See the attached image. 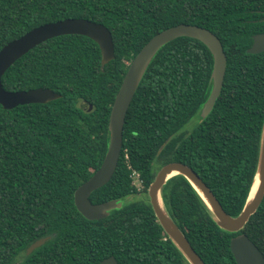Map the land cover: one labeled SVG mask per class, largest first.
<instances>
[{"label":"trees","instance_id":"obj_1","mask_svg":"<svg viewBox=\"0 0 264 264\" xmlns=\"http://www.w3.org/2000/svg\"><path fill=\"white\" fill-rule=\"evenodd\" d=\"M105 26L113 58L100 64L97 44L79 34L33 46L1 75L6 90L49 88L45 103L0 106V264H187L137 193L159 165L180 161L194 170L229 215L237 214L255 172L264 116V51L245 48L264 32V0H0V47L29 29L63 18ZM210 30L226 64L209 113L194 122L210 87L211 54L198 40L176 37L148 63L127 107L121 148L109 180L92 203L115 198L119 208L87 220L72 200L75 187L99 166L107 118L123 73L154 33L177 23ZM124 153L126 158H124ZM162 203L204 264H234L229 237L180 174L166 179ZM264 260V194L240 230ZM47 237L29 253L35 239ZM164 238V239H163Z\"/></svg>","mask_w":264,"mask_h":264},{"label":"water","instance_id":"obj_2","mask_svg":"<svg viewBox=\"0 0 264 264\" xmlns=\"http://www.w3.org/2000/svg\"><path fill=\"white\" fill-rule=\"evenodd\" d=\"M63 34H79L94 41L99 49L101 65L113 58V43L110 32L105 26L84 18H63L37 25L2 45L0 47V77L17 58L33 46L45 39ZM180 36L198 40L211 54L210 87L205 100L193 118L201 119L211 110L220 92L226 64L225 54L219 39L210 30L202 26L182 22L168 26L150 36L129 61L113 96L107 118V144L102 160L92 174L78 184L72 192L73 205L85 219L104 218L110 210L121 206L122 201L115 198L92 203L88 196L93 190L109 180L116 167L121 148L124 116L148 63L162 45ZM261 51H264V32H257L251 35V42L245 48V52L254 54ZM59 96L58 93L44 87L6 90L0 82V106L3 109H10L18 104L45 103ZM174 174H180L187 180L220 229L227 232L238 231L249 215L255 211L264 194V116L261 122L255 172L244 203L237 214L229 215L226 213L194 170L180 161L163 163L147 185L148 203L165 236L188 264H204L162 203L160 189L166 179ZM255 179L254 190L250 193ZM46 239L47 237H41L33 240L25 248V253L31 252ZM228 247L235 264H264L258 249L243 233L231 237ZM99 264L118 263L112 255H109L99 260Z\"/></svg>","mask_w":264,"mask_h":264},{"label":"rangeland","instance_id":"obj_3","mask_svg":"<svg viewBox=\"0 0 264 264\" xmlns=\"http://www.w3.org/2000/svg\"><path fill=\"white\" fill-rule=\"evenodd\" d=\"M195 121H197V119H196V118H193L192 120H190V121L187 122V124L185 125V128H184L185 133H187V132L191 129V127H192V125L194 124ZM161 165H162V164H161ZM161 165H159V162H158V161H152V164H151V166H152V168L155 170V172H156V170L159 168V166H161ZM136 187H137V186H136ZM139 199H142V200H146V201H148V200H147V194H146V191L144 192L143 189H142V187H140V188L137 190V193L128 196V197L125 199V201H126V200H127V201H131V200H139Z\"/></svg>","mask_w":264,"mask_h":264},{"label":"built area","instance_id":"obj_4","mask_svg":"<svg viewBox=\"0 0 264 264\" xmlns=\"http://www.w3.org/2000/svg\"><path fill=\"white\" fill-rule=\"evenodd\" d=\"M124 158H126V154L124 153ZM130 177L132 179L133 185L138 190L141 187V179L139 178L138 173L135 170H131Z\"/></svg>","mask_w":264,"mask_h":264},{"label":"flooded vegetation","instance_id":"obj_5","mask_svg":"<svg viewBox=\"0 0 264 264\" xmlns=\"http://www.w3.org/2000/svg\"><path fill=\"white\" fill-rule=\"evenodd\" d=\"M250 216V215H249ZM105 218V217H104ZM98 220V219H97ZM92 221H94V220H92ZM247 221V220H246ZM246 223V222H245ZM244 223V224H245ZM244 226V225H243ZM242 226V227H243ZM218 227V226H217ZM241 229H239L238 231H236V232H229V233H234L232 236H230L229 237V239L231 238V237H234V236H236V235H238V234H240V233H242L241 231H240ZM227 232V231H226ZM244 234V233H243ZM245 235V234H244ZM247 237V236H246ZM164 239V238H163ZM228 243H229V240H228ZM255 246V245H254ZM256 247V246H255ZM228 249H229V247H228ZM230 251V250H229ZM259 251V250H258ZM195 252V251H194ZM260 252V251H259ZM196 253V252H195ZM231 253V252H230ZM197 254V253H196ZM260 254H261V252H260ZM198 255V254H197ZM231 256H232V253H231ZM262 256V255H261ZM262 258H263V256H262ZM201 259V258H200ZM232 259H233V261H234V258H233V256H232ZM203 262V261H202ZM263 262H264V260H263ZM204 263V262H203ZM188 264V263H187ZM234 264H235V261H234Z\"/></svg>","mask_w":264,"mask_h":264},{"label":"bare ground","instance_id":"obj_6","mask_svg":"<svg viewBox=\"0 0 264 264\" xmlns=\"http://www.w3.org/2000/svg\"><path fill=\"white\" fill-rule=\"evenodd\" d=\"M255 184H256V179L254 180V183H253V185H252V187H251V191H250V193H252V192H253V190H254V187H255Z\"/></svg>","mask_w":264,"mask_h":264}]
</instances>
